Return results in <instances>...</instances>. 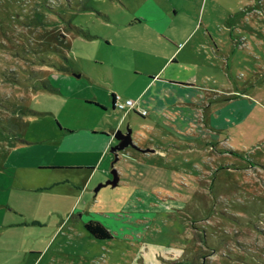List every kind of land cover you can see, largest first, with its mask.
Listing matches in <instances>:
<instances>
[{"label": "rangeland", "instance_id": "374dc122", "mask_svg": "<svg viewBox=\"0 0 264 264\" xmlns=\"http://www.w3.org/2000/svg\"><path fill=\"white\" fill-rule=\"evenodd\" d=\"M129 2L0 0V264H264V52L235 53L234 63H247L236 76L250 85L247 102L216 98L203 153L174 165L206 174L184 211L147 220L124 207L119 186L94 192L117 167L101 158L97 169L98 154L76 151L83 143L75 139L110 120L84 101L106 89L107 66L139 63L128 48L137 36L125 27ZM177 185L190 184L185 177ZM74 202L77 212L61 226ZM82 212L115 214L124 227L97 240Z\"/></svg>", "mask_w": 264, "mask_h": 264}, {"label": "crops", "instance_id": "0c3cea01", "mask_svg": "<svg viewBox=\"0 0 264 264\" xmlns=\"http://www.w3.org/2000/svg\"><path fill=\"white\" fill-rule=\"evenodd\" d=\"M129 3L133 7L125 8L131 9L133 18L125 27L134 28L137 36L128 48L139 63L107 66L106 89L89 93L84 101L106 113L110 120L92 130L87 139H75L83 143L75 147L76 151L96 152L95 167L101 158L99 165L106 159L107 167L109 163L116 166L115 187H120L122 204L135 209L140 217L152 220L166 211H184L187 198L203 189L200 181H205V173L198 169L191 176L186 169L174 165L183 159H187L183 160L187 164L190 157L198 159L203 153L208 137L204 123L206 110L215 100L224 98L229 105L240 99L247 102L250 85L244 82L238 86L236 78L238 67L247 63H234L235 53L264 52V0H172V6H166L162 0ZM105 21L110 22L108 18ZM209 81L216 85L207 87ZM118 82L120 88L115 86ZM118 94L123 100H134L136 106L132 111L121 112L122 116L114 120V111L118 110L112 99ZM142 111L146 112L145 116L140 115ZM208 121L211 131L221 126L213 113ZM125 128L131 129L135 144L144 152L127 148L117 154V165L109 151L116 145L111 137L116 129L125 131ZM98 144L100 150L95 149ZM162 159L167 162L160 166L157 163ZM143 162L156 165L144 169ZM91 171L93 179L97 170ZM184 176L190 185L179 187L177 181ZM110 179V176L104 178ZM76 212L74 202L61 226L70 222L67 219ZM78 217L86 233L85 224L92 221L110 233L124 227L115 214L82 212ZM114 226L118 229L114 230ZM29 254L39 260L44 257L42 251L31 250Z\"/></svg>", "mask_w": 264, "mask_h": 264}, {"label": "water", "instance_id": "95a60500", "mask_svg": "<svg viewBox=\"0 0 264 264\" xmlns=\"http://www.w3.org/2000/svg\"><path fill=\"white\" fill-rule=\"evenodd\" d=\"M111 138L116 142V145H114L110 148V153H112L114 155L115 161H117V154L120 152H123L127 148H131V149L136 150V151L144 152L139 147H137V145L135 144V141H134V138L132 135V131L129 128H125V131H123L121 129H116V131L113 133ZM111 175H112V177L110 180L105 182L103 185H99L94 190L95 193L100 188H102L104 186L115 187L117 185V182H118L117 171L115 169H113L111 171Z\"/></svg>", "mask_w": 264, "mask_h": 264}, {"label": "trees", "instance_id": "16d2710c", "mask_svg": "<svg viewBox=\"0 0 264 264\" xmlns=\"http://www.w3.org/2000/svg\"><path fill=\"white\" fill-rule=\"evenodd\" d=\"M85 230L88 234H90L93 238L97 240H109L111 239L110 232L104 228L98 222H88L85 224Z\"/></svg>", "mask_w": 264, "mask_h": 264}, {"label": "built area", "instance_id": "2783aa9c", "mask_svg": "<svg viewBox=\"0 0 264 264\" xmlns=\"http://www.w3.org/2000/svg\"><path fill=\"white\" fill-rule=\"evenodd\" d=\"M113 106L116 110L120 112H128L134 110L136 106V102L132 99H125L123 100L120 95L113 96ZM141 116H145L146 112L142 111L139 112Z\"/></svg>", "mask_w": 264, "mask_h": 264}, {"label": "flooded vegetation", "instance_id": "af4514ba", "mask_svg": "<svg viewBox=\"0 0 264 264\" xmlns=\"http://www.w3.org/2000/svg\"><path fill=\"white\" fill-rule=\"evenodd\" d=\"M117 159H118V157H117Z\"/></svg>", "mask_w": 264, "mask_h": 264}]
</instances>
